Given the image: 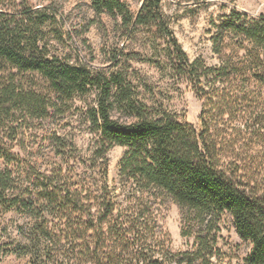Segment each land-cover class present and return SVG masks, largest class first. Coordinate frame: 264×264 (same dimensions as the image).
I'll use <instances>...</instances> for the list:
<instances>
[{"label":"trees","instance_id":"obj_1","mask_svg":"<svg viewBox=\"0 0 264 264\" xmlns=\"http://www.w3.org/2000/svg\"><path fill=\"white\" fill-rule=\"evenodd\" d=\"M162 2L140 0L132 12L121 0H90L96 14L116 18L126 40L142 32L159 42L151 63L201 100L195 124L139 83L129 67L139 54L117 45L107 68L71 62L50 43L63 38L57 10L27 0L0 8V159L16 163L0 168V216L26 220L15 239L2 228V255L28 256L29 264H264V16L231 9L212 38L218 62L209 65L187 57ZM86 95V149L54 131L50 168L19 164L11 149L28 125L55 122ZM114 146L125 150L110 186ZM169 202L191 239L175 253L161 224ZM228 226L249 246L235 263L222 242Z\"/></svg>","mask_w":264,"mask_h":264},{"label":"rangeland","instance_id":"obj_2","mask_svg":"<svg viewBox=\"0 0 264 264\" xmlns=\"http://www.w3.org/2000/svg\"><path fill=\"white\" fill-rule=\"evenodd\" d=\"M126 3L132 12L140 6V0H121ZM35 8L51 7L57 10V15L63 19L60 25L63 34L58 41L50 37V43L57 51L71 62L84 63L92 68H107L108 55L116 47H124L125 53H137L142 58L130 61V71L138 77L145 88L153 91L160 98L167 110L184 116L187 121L196 123L201 108V100L191 91L184 89L183 84L172 83L165 71H160L151 62L159 60L161 54L158 41L139 32L134 38H124L118 31V21L105 13L96 14L91 8L90 0H27ZM19 0H0V8L14 10ZM162 9L170 19V27L187 57L192 60L201 58L209 65L218 62V56L212 51V38L216 37L218 26L226 19L230 10L246 14L250 18L264 16V0H163ZM152 40V41H150ZM41 89L45 84L37 80ZM143 89V88H142ZM44 90V89H43ZM93 96H75L71 101L69 112L62 114L51 121L31 122L22 132V143L11 149L17 156L19 164L26 162L40 171L47 170L56 162L51 150V137L54 131L67 135L72 133L80 152H83L89 140V133L80 123L79 115L86 106L92 104ZM124 147L114 146L107 154L108 184L112 186L117 180V166ZM16 163L7 165L0 159V168H9L14 171ZM26 222L20 215L0 216V232L5 227L12 239L18 237L16 226ZM161 224L168 234L169 247L172 252H179L190 247L191 239L182 237L181 210L173 202L166 204L161 212ZM6 238V233H1ZM224 250L235 256L237 262L247 252L249 246L238 238L233 228L222 231ZM5 240V239H4ZM229 245L233 246L230 251ZM236 245V247H234ZM0 264H29L28 256H19L14 253L2 255Z\"/></svg>","mask_w":264,"mask_h":264}]
</instances>
